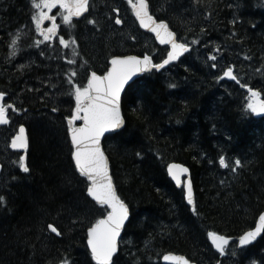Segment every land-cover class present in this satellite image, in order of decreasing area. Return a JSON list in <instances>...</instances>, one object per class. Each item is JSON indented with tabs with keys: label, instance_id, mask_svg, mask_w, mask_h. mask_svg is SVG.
<instances>
[{
	"label": "trees",
	"instance_id": "16d2710c",
	"mask_svg": "<svg viewBox=\"0 0 264 264\" xmlns=\"http://www.w3.org/2000/svg\"><path fill=\"white\" fill-rule=\"evenodd\" d=\"M148 1L152 14L166 20L181 41L184 29L191 48L127 87L122 99L126 125L104 141L117 192L131 210L115 264H164L167 252L197 264H264V237L243 250L236 247L238 236L254 227L264 210V117L246 108L249 95L241 87L247 84L264 97V0ZM28 2L0 0V91L20 94L21 110L34 116L23 122L30 138L29 171L19 168L14 155L0 183L5 197L0 264H59L61 259L95 264L87 228L105 207L91 200L89 181L75 168L67 132L70 114L53 89L61 88L60 80L64 88L72 86L70 59L75 61L73 83L84 86L89 72H105L114 54L150 53L158 62L167 48L140 29L126 0H91L87 22L95 23L75 21L70 39L77 55L71 49L60 65L49 62L52 73H36L33 80L42 81V87L33 89L32 80H25L33 74L4 62L8 35L29 19ZM124 14L128 18L117 24ZM229 66L239 82L223 77ZM43 90L49 94L44 100ZM11 122L16 126H8L6 134L17 129ZM221 155L226 168L219 165ZM172 161L190 169L195 211L169 177ZM49 224L61 234L51 232ZM209 231L232 238L224 256L214 250Z\"/></svg>",
	"mask_w": 264,
	"mask_h": 264
},
{
	"label": "snow or ice",
	"instance_id": "6c2138e0",
	"mask_svg": "<svg viewBox=\"0 0 264 264\" xmlns=\"http://www.w3.org/2000/svg\"><path fill=\"white\" fill-rule=\"evenodd\" d=\"M128 2L140 25L145 29H150L160 44L170 45L166 58L159 63H153L152 57L148 54L142 57L113 56L111 67L103 75H98L95 71L91 72L87 83L83 87L73 84L72 78L76 76L74 70L70 69L68 79L69 84L73 86L72 95L75 99L72 115L68 117L67 129L72 146L71 158L75 162V168L80 175L86 177L87 181L90 182L87 185L88 194L94 198L96 203L105 207V214L87 228V248L90 250L91 261H94L95 264H115L114 254L118 252V237L130 215L129 206L117 194L112 176L109 174L108 158L101 148V137L106 132L119 129L124 124L121 115V91L125 89L126 84L131 87L129 81L135 82L132 80L135 74L147 70L162 69L170 62L177 61L183 54L188 53L191 48L190 43L177 39L176 34L170 30L165 20H156L150 14L147 0H135V2L128 0ZM31 4L34 9L39 10L31 17L35 23L36 31L47 41L57 35V25L54 22L55 17L49 15V12L45 9L51 10L59 4L64 9L62 13L63 21L71 27L72 17H80L82 13L87 12L89 0H31ZM45 20H51L53 23L49 27L43 28L41 25ZM88 22L95 23L92 20ZM116 23H121V20L117 18ZM17 39L18 37H13L9 46L15 45ZM59 42L61 45L69 44V41L65 40L63 36L59 38ZM71 42L75 43L74 40ZM192 43H195V41H192ZM75 54L76 51L73 49V55ZM210 59L215 60L216 57L211 56ZM70 63H75V61ZM212 67L215 68L216 64H212ZM223 77L237 80L231 66L223 71ZM170 87H174V85H170ZM243 87L249 93L246 108L250 109L252 113H264V100L260 99L261 93L247 84H244ZM4 97L5 93L0 91V101ZM10 107L12 105L0 102V124L8 123L7 110ZM77 121H82V123H74ZM10 146L12 149L27 148L28 141L25 136L24 125H20L18 132L11 137ZM17 163L23 172L29 171L24 155L19 156ZM234 164L237 167L240 166L241 160L235 159ZM219 165L225 168L228 167L226 158L223 155L219 157ZM167 171L179 186L182 184L181 176L188 172V168L182 164L169 163ZM184 188L185 197L191 205L193 204V196L190 180L184 182ZM4 202L5 197L0 196V204ZM193 211H195V208H193ZM47 227L56 235L61 234L53 225L49 224ZM262 231H264V213L260 214L255 228L245 231L239 236V245H249L256 240ZM207 235L211 239L212 245L218 250L219 255L224 256L231 238L218 235L212 231H209ZM231 255H236L234 248ZM164 259H173L178 264H189V261L183 256L170 257L165 255ZM59 264H70V262L68 259H61ZM251 264H256V262L252 261Z\"/></svg>",
	"mask_w": 264,
	"mask_h": 264
},
{
	"label": "rangeland",
	"instance_id": "374dc122",
	"mask_svg": "<svg viewBox=\"0 0 264 264\" xmlns=\"http://www.w3.org/2000/svg\"><path fill=\"white\" fill-rule=\"evenodd\" d=\"M127 1V7H126V10L128 9V5H129V2L128 0ZM133 2H135V0H133ZM59 4L56 5V7H58ZM31 9L33 10V12H37L39 10L37 9H34L32 7V4H31ZM131 11H132V7L130 6ZM128 9V10H129ZM58 12H54L53 9L51 10H46L49 12V15L51 16H54L55 17V23L57 25V29L60 33L61 31V28L62 26H67V24H65V22L63 21V17H62V13L64 12V9H62L61 7H59L58 9ZM34 12V13H35ZM120 13V11H118V14ZM128 13V12H127ZM116 14V15H118ZM119 18H128L127 15H122L121 16H118ZM50 22H52L51 20H45L44 23L47 25L49 24ZM45 25V26H46ZM69 26V25H68ZM181 27V26H180ZM34 32L38 35V31H36V26H34ZM129 26H125V29H128ZM181 36H182V41L183 42H187V43H190L189 40H186V34L185 32L183 31L184 29L181 27ZM123 32H124V29H123ZM19 31L16 33L18 34ZM10 34H13V31L10 33ZM24 34V33H23ZM36 34H34L36 36ZM14 35V34H13ZM22 32H20L19 36H16L18 37L17 39V42L15 45H13L12 47H10V56L15 58L16 60H20L21 62L23 63H26L27 64V68L25 69L24 67L21 68V70H19L18 68L15 67L16 70L18 71H23L24 74H33L31 77H26L25 80H32L28 85L31 86L33 89H36V88H40L42 87V81L40 80H33V76L36 74V73H43V72H48L49 74H51V70L48 68V66H50L49 62H58V65L61 64V61L62 60V55L64 54V52L69 48V47H74V44L70 41V37L67 39V38H64L65 40H68L69 41V44L68 45H61L60 42H59V38L58 37H53L54 40L52 41H45L44 38H39L34 41L32 40V44H29L27 46H24L22 45L23 43V38H22ZM26 33L23 35L25 36ZM11 42H12V39H11ZM10 42V44H11ZM22 45V47H21ZM19 46L21 47L22 51H20L18 48ZM43 53V54H41ZM71 61H74L72 59L69 60V69L71 70H74L72 69V65L74 63H70ZM37 63L38 66H35L34 64ZM26 70V71H25ZM53 71H57V67H54L53 68ZM76 71V70H74ZM22 72V73H23ZM23 75V74H21ZM58 80H54L53 83L55 84ZM43 82L45 83L46 80L44 79ZM43 83V84H44ZM75 85H78L80 87H83L77 83H73ZM59 87H61L60 89H56L54 88L53 89V94L54 96H57L58 99L61 100V102L66 105L65 107V110L67 112H69L70 116L72 115V110L74 109L75 107V99H74V96L72 95V92H73V86H71L69 89L67 88H64L63 87V82L60 80L59 81ZM46 92L45 90H43V93L40 95L41 98H43V100L49 96V94L45 95ZM249 98V96H248ZM14 99L11 98L10 99V102L15 104ZM26 111H21L19 112L17 116V121H18V124L19 122H25L27 120L30 119V117H34L33 115L32 116H28L25 114ZM7 138L4 137V136H1L0 138V151H4L5 154L3 152L0 153V156H5L6 157V153H7V158H6V163L7 165H10L11 162H12V159H10V153H9V146L4 144L5 143V140ZM5 159V158H4Z\"/></svg>",
	"mask_w": 264,
	"mask_h": 264
},
{
	"label": "water",
	"instance_id": "95a60500",
	"mask_svg": "<svg viewBox=\"0 0 264 264\" xmlns=\"http://www.w3.org/2000/svg\"><path fill=\"white\" fill-rule=\"evenodd\" d=\"M90 1V0H89ZM147 3H148V5H149V2H148V0H147ZM88 9H89V7H88ZM87 12H88V10H87ZM87 12H85V13H82V15L80 16V17H73V18H76V19H79V18H81L82 16H84ZM134 12V11H133ZM149 12H150V14L152 15V13H151V9H150V5H149ZM135 14V13H134ZM154 18H155V16H153ZM135 18H136V16H135ZM156 19V18H155ZM156 20H158V19H156ZM136 21H137V23L139 24V26H140V28L143 30V31H145V32H147V33H149V34H152L153 36H154V38H155V40H156V42L159 44V45H161V46H168L169 48H170V45H166V44H160V42H159V40L158 39H156V37H155V34L154 33H152L151 31H150V29H145V28H143L141 25H140V23H139V20L136 18ZM165 22L169 25V23L165 20ZM169 28H170V30H172V28L170 27V25H169ZM175 34H176V32L174 31V30H172ZM176 37H177V34H176ZM177 39H178V37H177ZM149 55V54H148ZM114 56H140V57H142L143 55H137V54H124V55H114ZM151 56V55H150ZM152 57V56H151ZM112 58V57H111ZM111 58H110V60H109V68L111 67ZM152 61H153V63H154V60H153V57H152ZM166 66V65H165ZM108 68V69H109ZM152 70H147V71H144V72H141V73H137V74H135V76L132 78V80L133 81H135L136 79H138L139 77H141V75H143L144 73H148V72H151ZM97 73V72H96ZM91 74V73H90ZM98 75H103V74H99V73H97ZM234 74V73H233ZM226 79L227 80H231V81H233L231 78H228V77H226ZM237 81V80H236ZM129 83L131 84L132 83V81H129ZM127 87H128V85L126 84V86H125V89H122V91H121V115H122V117H123V119H124V124L119 128V129H114V130H110L109 132H106L102 137H101V148H102V150L104 151V153H105V156L108 158V162H109V174L112 176V179H113V175H112V170H111V163H110V158H109V156H108V154H107V152H106V150H105V147H104V140H105V138L107 137V136H109V135H111V134H115V133H117V132H119L120 130H122L123 128H124V126L126 125V119H125V116H124V113H123V107H122V99H123V96H124V93H125V91H126V89H127ZM245 90L248 92V90L245 88ZM254 90H256V89H254ZM258 91V90H257ZM260 99H262V100H264V98H262L261 96H260ZM0 102H2V101H0ZM256 115L258 116V117H264V113H256ZM8 118V117H7ZM8 122H9V119H8ZM75 123V122H74ZM78 123H82V121H78ZM0 125H6V124H0ZM24 128H25V136L27 137V141H28V146H27V148H25V149H13V150H17V151H27L28 150V148H29V138H28V134H27V129H26V126H24ZM70 137V136H69ZM71 141V140H70ZM11 144V143H10ZM10 148H11V146H10ZM12 149V148H11ZM25 161H26V153H25ZM74 162V161H73ZM171 163H176V164H182L184 167H186V168H188V172L187 173H185V174H183L182 176H181V181H182V184L181 185H177L176 184V182H175V180H173L172 179V177H171V179H172V181H173V183L178 187V188H180L181 186L183 187V189H184V193H185V188H184V182H186V181H188V180H190L191 181V184H192V196H193V204H189L188 203V201H187V199H186V197H185V200H186V203L188 204V205H190V206H192V207H195V204H196V202H195V190H194V185H193V180H192V176H191V172H190V169H189V167L187 166V165H185V164H183V163H181V162H177V161H173V162H171ZM74 165H75V162H74ZM2 171H3V165H2V163H0V180H1V178H2ZM79 172V171H78ZM90 183V182H89ZM113 183H114V186H115V189H116V191H117V188H116V184H115V182H114V179H113ZM117 194H118V192H117ZM89 195V194H88ZM119 195V194H118ZM90 196V195H89ZM90 198L94 201V202H96L95 200H94V198L93 197H91L90 196ZM126 203V202H125ZM127 204V203H126ZM128 205V204H127ZM129 206V205H128ZM129 209H130V207H129ZM261 213H264V210L261 212ZM260 213V214H261ZM260 216V215H259ZM130 219H131V210H130V215H129V219L128 220H126L125 221V227H123L122 229H121V234H120V236L118 237V252H119V248H120V241H121V239H122V237H123V235H124V232H125V229H126V227H127V225H128V223H129V221H130ZM259 221V217H258V219H257V222ZM256 222V223H257ZM255 226H256V224H255ZM255 226L253 227V228H255ZM253 228H251V229H253ZM251 229H249V230H251ZM249 230H247V231H249ZM218 235H220V234H218ZM264 236V231H262L261 233H260V235L256 238V240L255 241H253V242H251L249 245H247V246H240L239 245V237H238V239H237V246H238V248L239 249H243V248H245V247H249V246H251V245H254V244H256L262 237ZM210 241H211V239H210ZM211 244H212V241H211ZM214 247V246H213ZM214 249L216 250V251H218L215 247H214ZM90 251V250H89ZM118 252H117V254H118ZM117 254H114V259H115V257H116V255ZM165 255H168V256H170V257H174V256H183V257H185L188 261H189V264H197L196 262H193V261H191L187 256H185V255H182V254H177V253H174V252H168V253H165L164 255H163V257H162V261H163V263L164 264H178V262L177 261H175V260H173V259H169V260H165L164 259V256Z\"/></svg>",
	"mask_w": 264,
	"mask_h": 264
},
{
	"label": "flooded vegetation",
	"instance_id": "af4514ba",
	"mask_svg": "<svg viewBox=\"0 0 264 264\" xmlns=\"http://www.w3.org/2000/svg\"><path fill=\"white\" fill-rule=\"evenodd\" d=\"M30 2V3H29ZM29 2H28V4H29V23H30V28H31V31H32V33H33V35L34 34H36L35 32H34V26H35V23L32 21V19H31V17H32V15L34 14V12H33V10L31 9V1L29 0ZM60 7V5L58 6V7H54L53 8V10H54V12H58V8ZM45 10H47V9H45ZM53 23V21L52 22H50L49 24H45L44 23V21H43V23H42V25H41V27H43V28H47V27H49L51 24ZM46 25V26H45ZM36 36H37V39L40 37V38H44L40 33H38V35L36 34ZM39 36V37H38ZM53 37H61V35H60V33H59V31H58V29H57V35H55V36H53ZM52 37V39L51 40H48L49 42L50 41H52V40H54V38ZM10 38H9V36L7 37V39H6V41H7V58H4V62H5V60L7 61V63H8V65L9 66H12L13 68H18L19 70H21V68H27L28 66H27V64L26 63H23V62H21L19 59L18 60H16L15 58H13V57H11L10 56V47H9V45H10ZM1 63H2V61H1ZM35 66H38V64L37 63H35L34 64ZM4 93H5V97L3 98V100H2V103H4V104H7V105H12V107H10V108H8V110H7V116H8V118H9V123L7 124V125H0V138H1V136H4V137H6L7 139L5 140V143L4 144H6V145H10V141H11V137L12 136H14L17 132H18V130H19V125L20 124H18V121H17V116L16 115H18L19 114V112H20V110H21V107L18 105V100H19V95L20 94H18L17 95V93L15 92V91H3ZM26 97V96H25ZM11 98H13L14 100V103L15 104H13V103H11L10 102V99ZM21 111H26V109H24V110H21ZM11 121H16L17 122V129L15 128L14 129V132L13 133H8V134H6L7 133V131H8V126H11L12 125V123H13V125L14 126H16V123L15 122H11ZM11 122V123H10ZM20 123V122H19ZM1 152H3L4 154H5V152L4 151H0V153ZM9 153H10V159H13V156L15 155V157H18L19 158V156L20 155H24L25 154V152H22V151H17V150H13V149H11L10 147H9ZM5 158V159H4ZM6 158H7V153H6V157L5 156H0V162L2 163V165H3V168L5 169V167H6V165H7V163H6Z\"/></svg>",
	"mask_w": 264,
	"mask_h": 264
}]
</instances>
